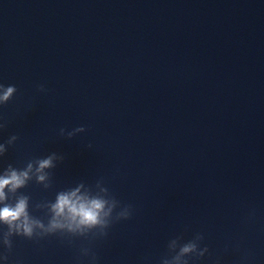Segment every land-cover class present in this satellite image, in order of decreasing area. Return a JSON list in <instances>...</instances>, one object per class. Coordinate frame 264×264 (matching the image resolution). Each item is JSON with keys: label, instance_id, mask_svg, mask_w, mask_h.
Here are the masks:
<instances>
[{"label": "clouds", "instance_id": "obj_1", "mask_svg": "<svg viewBox=\"0 0 264 264\" xmlns=\"http://www.w3.org/2000/svg\"><path fill=\"white\" fill-rule=\"evenodd\" d=\"M14 91H15L14 86L8 87L6 91H4V94L0 96V102L7 101ZM48 163L49 161H44L41 166L42 167L47 166ZM22 183L23 181L15 173H13L12 176L9 178L6 179L0 178V199H3L4 196L3 188L6 185L12 184L13 187H17ZM65 206H68L70 208V211L72 212H78L81 215L83 222L85 223L95 222L97 216L96 209L101 207L99 203H94L91 208H85L84 206H81L79 209H77L69 204L67 198L61 197L59 203L57 204V208L62 211ZM24 214H25L24 200H21L15 208L4 207L3 209H0V219H3L5 221L14 220ZM26 231H30V229L27 228V226H26Z\"/></svg>", "mask_w": 264, "mask_h": 264}]
</instances>
